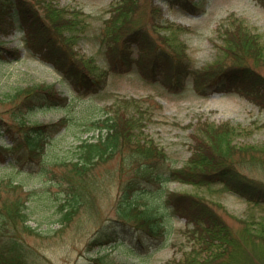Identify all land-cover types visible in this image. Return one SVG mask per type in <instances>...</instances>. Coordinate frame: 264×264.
Instances as JSON below:
<instances>
[{
	"label": "trees",
	"instance_id": "obj_1",
	"mask_svg": "<svg viewBox=\"0 0 264 264\" xmlns=\"http://www.w3.org/2000/svg\"><path fill=\"white\" fill-rule=\"evenodd\" d=\"M161 1L174 10L192 13L201 11L205 2ZM257 1L264 6V0ZM143 3L118 0L111 3L108 16H93L78 5H60L55 0H0V37L16 27L22 29L27 50L51 63L78 94L99 90L111 73L136 68L144 76L148 69L158 80L174 85L188 82L204 95L229 86L264 109V75L259 71L264 66L263 32L234 16L221 31L223 43L216 59L197 66L179 35L181 26L163 18L161 6L155 3L149 23L141 12ZM96 18L100 23L91 38L100 60L76 47ZM6 57L18 59L20 50L0 39V59ZM8 94L0 92V101ZM11 96L7 110L12 121L0 114V169L10 165V170L0 174V264H46L40 246L29 238L43 240L52 234L30 223L34 208L59 212L55 221L60 226L51 232L61 234L71 227L82 235L87 211H100H96L97 196L106 195L108 188L103 184L117 175L114 215L96 225L86 239L87 251L122 244V250L131 252L130 247L164 234L166 220L175 212L190 224L186 233L191 248L169 264H264V216L254 211L247 217L233 216L239 223L234 226L206 198L162 189L170 181L209 188L219 184L243 197L252 208L264 209V184H255L240 170L264 166V143L237 141L251 133L249 127L199 118L191 133L189 158L175 165L166 148L145 132L152 118L150 105L129 97L103 109L104 116L85 128L93 132L91 137L80 136L78 144L48 159L49 143L66 118L39 123L30 122L28 115L62 104L67 96L47 82L27 85ZM100 165L106 169L99 170ZM126 170L131 171L128 178ZM31 180L38 185H29ZM153 186L160 191H153ZM152 192L157 194L152 203L140 200ZM211 201L225 209L222 203ZM77 264L120 263L96 255Z\"/></svg>",
	"mask_w": 264,
	"mask_h": 264
},
{
	"label": "rangeland",
	"instance_id": "obj_2",
	"mask_svg": "<svg viewBox=\"0 0 264 264\" xmlns=\"http://www.w3.org/2000/svg\"><path fill=\"white\" fill-rule=\"evenodd\" d=\"M55 1L60 5H78L93 16L98 14L108 16L111 3L118 0ZM154 3L161 6L163 18L181 26L179 35L187 43L192 62L197 66L216 59L220 52L219 45L223 43L221 31L230 25L229 20L234 16L244 18L251 26L263 32L264 42V6L257 0H205L204 12L200 11L197 14L174 10L161 0H144L141 12L149 23L152 21L151 6ZM99 23V19L93 20V25L76 46L81 52L97 55L98 60H100L96 53L98 46L91 35L97 30L96 25ZM155 35L157 36V33ZM1 39L8 46H18L20 57L0 59V92L9 93L7 96L3 95L8 97L7 99L0 101V114L12 121L8 112L12 104L11 95L18 89L34 83L55 84L61 94L67 96V100L62 104L38 109L28 115L30 122L39 123L58 122L61 118H66L63 127L55 133L49 143L46 155L50 148L51 153L46 157L48 159L53 156L58 157L59 154H64L65 150L78 144L80 136L91 137L93 132H86L85 128L92 125L96 118L104 116L103 109L122 104L123 99L129 97L138 98L144 105H150L152 118L147 122L145 132L148 137L166 148L169 161L175 162V165H182L189 158L191 133L199 118L204 120L208 118L217 123L230 121L249 127L252 129L251 133L239 136L237 141L264 143V109L252 102L246 94L233 91L229 86L232 92L223 91L205 96L195 92L188 82L184 86L174 85L172 81L158 80L154 76L156 74H151L148 69L144 76L139 69L134 68L111 73L104 86L97 91L78 94L66 81V83L63 81L61 74L50 63L42 61L24 47L23 31L18 27ZM259 71L264 75V66H261ZM109 165L113 167L115 163L111 162ZM104 167L105 165H100L98 169L104 170L106 169ZM55 168L61 167L55 165ZM7 170H10V165L0 169V174H5ZM240 170L254 179L255 184H264V166L241 167ZM124 175L128 178L131 171L126 170ZM118 180L117 175L112 181L103 184L108 191L106 195L101 193L97 196L99 203L96 211H100L96 213L87 211L89 216L86 222L82 223L85 230L82 235L71 227L61 234L51 232L50 230L60 226L55 221L59 212L44 207L34 208L30 223L45 234H52L50 237H44L43 240L33 236L29 238L30 242L40 246L46 257V264H77L83 259L96 255H102L109 263L169 264L171 260L181 258L191 248L185 219L174 212L166 220L167 231L164 234L151 240L141 241L138 246L134 245L133 249L130 247L131 252L122 250L120 247L123 246L122 244L96 247L87 251L86 239L93 233L96 225L114 215V197L117 194ZM38 183L37 180H31L28 184L38 185ZM153 187V191L159 190L158 186ZM162 189L194 193L206 198L205 200L210 201L234 226H238L239 223L233 216L247 217L253 211L258 216H264V209L252 208L242 197L224 190L219 184L209 188L170 181ZM156 195L152 192L149 198L143 196L140 200L150 204ZM211 200L222 203L225 209H220Z\"/></svg>",
	"mask_w": 264,
	"mask_h": 264
}]
</instances>
